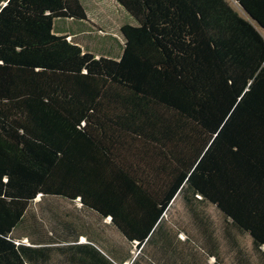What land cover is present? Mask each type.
<instances>
[{
	"label": "trees",
	"instance_id": "1",
	"mask_svg": "<svg viewBox=\"0 0 264 264\" xmlns=\"http://www.w3.org/2000/svg\"><path fill=\"white\" fill-rule=\"evenodd\" d=\"M113 1L116 55L56 30L85 0H0V264H61L43 243L73 230L60 201L139 256L175 196L264 264V0Z\"/></svg>",
	"mask_w": 264,
	"mask_h": 264
},
{
	"label": "crops",
	"instance_id": "2",
	"mask_svg": "<svg viewBox=\"0 0 264 264\" xmlns=\"http://www.w3.org/2000/svg\"><path fill=\"white\" fill-rule=\"evenodd\" d=\"M85 2L89 12L93 9L92 1ZM99 20L96 22L86 13L84 20H57L55 28L66 31L80 46L106 51V42L97 44L93 40L95 37L106 39L97 34L100 29L106 33V18ZM208 209L217 215L218 221ZM53 211L60 223L73 225L71 234L62 240L55 238L53 245L49 238H44L46 246H55V257L61 264H237L240 254L246 260L244 264L254 263L249 261L250 257L255 258L251 242L247 253L236 240L238 234L223 224L220 213L213 206H185L179 196L174 197L161 222L152 229L139 256L134 254L132 244L108 225L109 218L104 219L75 203L64 201L58 202ZM56 231L60 235V230L56 228ZM24 232L23 242L31 243V230ZM76 243L78 246L90 245L92 250L68 254Z\"/></svg>",
	"mask_w": 264,
	"mask_h": 264
},
{
	"label": "rangeland",
	"instance_id": "3",
	"mask_svg": "<svg viewBox=\"0 0 264 264\" xmlns=\"http://www.w3.org/2000/svg\"><path fill=\"white\" fill-rule=\"evenodd\" d=\"M91 1H92L91 4H93V9L91 8L88 12V15L91 17V19L97 20L96 22H99L100 21L99 19L106 18V33L102 29L98 30L97 32L98 36L99 35L106 36V39L95 37V39L93 40L97 44L106 42V48L108 49L107 51H109L111 55H116L115 53H117L123 41L122 36L119 32V27L123 23L129 22L130 18L113 0H91ZM226 1H228V3L237 10V7L232 0H226ZM93 10L95 12H93ZM66 25H68L67 22ZM95 43L93 45H95ZM208 210L210 211V213L213 214V218H215V221H218L219 219H217V215L210 209ZM236 238L239 246L243 248L247 253H249L248 251L250 250L249 242H251L250 237L247 235L239 234L236 236ZM252 260L254 261V264H258L254 257H250L249 261L251 262Z\"/></svg>",
	"mask_w": 264,
	"mask_h": 264
}]
</instances>
